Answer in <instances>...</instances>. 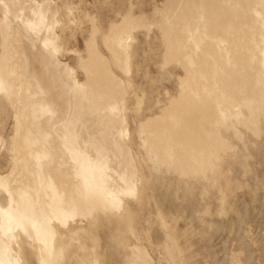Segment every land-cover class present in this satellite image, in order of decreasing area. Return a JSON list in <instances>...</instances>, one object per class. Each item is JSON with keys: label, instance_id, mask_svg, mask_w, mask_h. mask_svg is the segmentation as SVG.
Listing matches in <instances>:
<instances>
[{"label": "bare ground", "instance_id": "obj_1", "mask_svg": "<svg viewBox=\"0 0 264 264\" xmlns=\"http://www.w3.org/2000/svg\"><path fill=\"white\" fill-rule=\"evenodd\" d=\"M73 1L0 0V264H158L151 215L184 264L163 203L231 208L241 144L264 163V0Z\"/></svg>", "mask_w": 264, "mask_h": 264}, {"label": "rangeland", "instance_id": "obj_2", "mask_svg": "<svg viewBox=\"0 0 264 264\" xmlns=\"http://www.w3.org/2000/svg\"><path fill=\"white\" fill-rule=\"evenodd\" d=\"M104 1L110 3L111 0H74L73 2L76 3L75 6L78 5V10H82L80 12L86 11L88 15L94 16L98 13L100 7H107ZM112 1V5L109 4L112 7L120 2L119 0ZM150 1L159 4L163 0L161 2L160 0ZM116 2L117 4H115ZM102 3L105 6H101ZM118 6L120 5L116 7ZM116 7L115 11L120 9V7ZM146 8L148 11L153 10L151 4ZM110 15L111 17L107 21L101 22V24L103 23L102 26H107L109 21L120 18V16L114 18L116 14L112 12ZM81 21L88 23V18ZM75 23L72 24L73 29L67 30L64 34L66 37L64 47L66 51L70 52L65 58L71 57L70 54L75 49L83 50L85 47L81 36L75 34L71 37L67 36L77 30L78 24ZM153 61H150V64L148 63V67L146 62V69L148 68L147 71L149 72L146 79H137L143 89L146 86L148 88V84L155 78H157L158 84H161ZM150 70H153V72ZM151 73L152 75H150ZM149 76L154 78H148ZM165 87L169 91H173L175 85L173 82H168ZM253 148L255 147L241 144L240 153L242 155L246 154V157H244L246 166L242 168L240 163L237 164L239 165L237 167L239 173L233 179V192L231 195L232 198L236 199L233 200L236 201L235 206L229 208L225 203V207H223L219 195H215V192H209L206 195V201L209 202L208 210H186L184 206H186L187 200L184 197L175 198L173 204L169 207L168 203L166 205L163 203L162 210L168 222L176 225L181 231L180 243L183 247L182 258L184 264H264V163H261ZM246 205L247 209L244 208ZM152 211L155 212L153 207ZM143 225L146 237L149 238L151 244L154 243V246H147L150 253H152L154 263L168 264L167 258L162 256L164 236L156 216L151 215ZM249 257L250 259H248Z\"/></svg>", "mask_w": 264, "mask_h": 264}]
</instances>
